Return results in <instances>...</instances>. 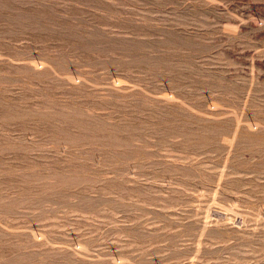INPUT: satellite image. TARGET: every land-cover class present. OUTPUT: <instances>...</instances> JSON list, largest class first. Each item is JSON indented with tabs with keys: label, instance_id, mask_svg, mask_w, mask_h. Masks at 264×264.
<instances>
[{
	"label": "rangeland",
	"instance_id": "374dc122",
	"mask_svg": "<svg viewBox=\"0 0 264 264\" xmlns=\"http://www.w3.org/2000/svg\"><path fill=\"white\" fill-rule=\"evenodd\" d=\"M0 264H264V0H0Z\"/></svg>",
	"mask_w": 264,
	"mask_h": 264
}]
</instances>
